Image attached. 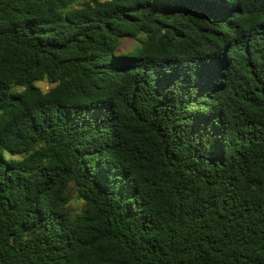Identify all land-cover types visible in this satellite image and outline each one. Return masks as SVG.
Instances as JSON below:
<instances>
[{
    "label": "trees",
    "instance_id": "1",
    "mask_svg": "<svg viewBox=\"0 0 264 264\" xmlns=\"http://www.w3.org/2000/svg\"><path fill=\"white\" fill-rule=\"evenodd\" d=\"M0 264H264V0H0Z\"/></svg>",
    "mask_w": 264,
    "mask_h": 264
},
{
    "label": "rangeland",
    "instance_id": "2",
    "mask_svg": "<svg viewBox=\"0 0 264 264\" xmlns=\"http://www.w3.org/2000/svg\"><path fill=\"white\" fill-rule=\"evenodd\" d=\"M132 42H133L132 40L127 39V40L123 43L122 48H123V49L128 48V47L131 45ZM36 84H37L42 90H44V91H45V90H48V89L51 87V84H50L48 81H46V80H44V81H37ZM82 205H83L82 201L79 200V199H77L76 197H74L73 199H71V201L69 202V207H70V209H71V211H72L73 213H75V212H79V211L81 210V208H82Z\"/></svg>",
    "mask_w": 264,
    "mask_h": 264
}]
</instances>
